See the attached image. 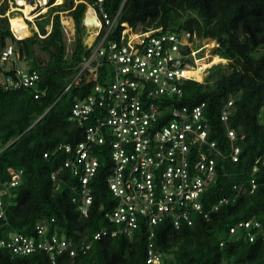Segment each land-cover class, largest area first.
I'll list each match as a JSON object with an SVG mask.
<instances>
[{
	"label": "trees",
	"instance_id": "16d2710c",
	"mask_svg": "<svg viewBox=\"0 0 264 264\" xmlns=\"http://www.w3.org/2000/svg\"><path fill=\"white\" fill-rule=\"evenodd\" d=\"M95 1L63 0L35 19L38 30L30 23L32 33L25 38L13 34L6 15L8 1L0 4V56L8 44L14 47L13 66L0 63V74L14 75L20 65L36 70L41 91L36 98L34 89L6 88L0 79V182L11 179V168L23 169L21 182L0 195L5 210L0 217V239L13 230L36 236L37 221L52 217L61 231L76 241L112 227L106 217L116 205L106 181L111 170L109 144L96 147L100 166L92 182L94 201L88 216L81 214L75 200L78 180L71 170L60 174L58 189L57 179L52 178V172L69 157L58 146L75 145L85 138L84 129L69 119L73 104L91 93L97 82L111 78L112 65L106 59L96 71H81L82 62L94 50L86 43L83 18L88 3ZM103 5L111 19L117 17L108 34L110 40L119 37L123 22L163 26L180 35L196 30L200 39L219 44L213 53L229 60L226 73H221L219 65L212 68L213 82L189 80L182 97L168 99L169 104L190 108L205 102L208 140L216 143L219 153L214 156L215 180L203 193L202 201L206 208L221 198L229 201L212 211L208 220L196 217L192 225L180 228L168 219L155 225V249L164 252L170 264H264V0H104ZM61 12L75 22L70 45ZM39 52L46 54L47 60L40 59ZM23 61L25 65L16 64ZM229 100L233 101L232 114L224 121L221 114ZM228 128L243 133L244 138L232 143ZM232 144L240 148L236 161L230 156ZM245 220L260 226L253 223L230 231ZM148 233L142 223L132 238L106 236L95 241L74 264H144ZM250 233L255 234L254 240L249 239ZM72 262L68 255L58 257V264ZM35 263L51 264L48 253L13 256L0 247V264Z\"/></svg>",
	"mask_w": 264,
	"mask_h": 264
},
{
	"label": "built area",
	"instance_id": "2783aa9c",
	"mask_svg": "<svg viewBox=\"0 0 264 264\" xmlns=\"http://www.w3.org/2000/svg\"><path fill=\"white\" fill-rule=\"evenodd\" d=\"M3 1L0 0V4ZM21 1L30 3L33 6L30 13L38 15L26 16L19 7L25 6ZM62 1L9 0L6 15L14 36L20 38L12 27L10 13L20 12L26 22L35 24V19L48 11L41 13L43 7L49 9ZM103 2L88 3L84 14L83 24L87 36H91L86 43L94 50L82 62L81 71L86 68L96 71L106 59L112 65L111 78L97 82L91 93L73 104L69 119L84 129L85 138L75 145L58 146L69 157L52 172V178L57 179L58 189L62 181L60 174L66 169L71 170L78 180L75 200L81 214L88 216L94 201L92 182L100 166L96 147L109 144L111 170L106 181L116 205L106 212V217L112 227H103L91 237L76 241L61 231L55 218H43L36 223V236L9 231L0 239V247L8 249L13 256L46 252L51 264H58L60 255H68L74 264L75 259L86 254L95 241L117 235L132 238L143 223L150 240L144 264H170L165 259L166 254L155 249L154 226L165 219L170 220L175 228L192 225L196 217L208 220L212 211L229 201L221 198L210 208H206L202 201L203 193L215 180L214 156L219 153L216 143L208 140L210 124L205 115V102L191 108L168 103L169 98L184 95V84L189 80L213 82L214 79L208 78L211 74L206 76V73H211L218 63L206 66L205 50L209 43H196L198 35L193 38V32L180 35L163 26H131L123 22L119 37L108 39L117 17L110 18ZM62 23L70 45L75 25L72 29L63 19ZM34 26L38 30L36 24ZM48 26L50 32L52 25ZM13 53V45L8 44L1 51L0 63L13 60ZM39 82L38 71L21 65L15 67L14 75L7 74L2 79L6 88L25 86L34 89L36 98L41 95ZM232 106V100L224 106L221 114L224 121L232 114ZM227 132L232 143L244 138V134L235 129L228 128ZM239 150L232 144L230 156L234 161L238 160ZM9 173L11 179L0 182L1 196L21 182L23 169L11 168ZM252 187H256L255 180H252ZM4 213L0 199V217ZM253 223L260 226L258 222L245 220L232 226L230 231L234 233L238 227H249ZM254 238L255 234L250 233L249 239Z\"/></svg>",
	"mask_w": 264,
	"mask_h": 264
},
{
	"label": "rangeland",
	"instance_id": "374dc122",
	"mask_svg": "<svg viewBox=\"0 0 264 264\" xmlns=\"http://www.w3.org/2000/svg\"><path fill=\"white\" fill-rule=\"evenodd\" d=\"M8 2H7V4H8V6L10 7V3H9V0H7ZM3 2H5V0L3 1ZM2 2V3H3ZM1 3V4H2ZM4 4V3H3ZM12 16H14L15 18H19L17 21H14V23L16 22H19V20H20V17L22 16L21 15V13L20 12H18V13H15L14 12V14H11ZM61 19H63L64 20V23L66 24V25H68L70 28H72V29H74L73 28V25H75V22L74 21H72L71 20V18H70V16L69 15H66L65 13H63L62 12V14H61ZM74 20V19H73ZM27 23L29 24V31H30V34L28 33V36L29 35H31V33H32V31L30 30V23L27 21ZM33 24V23H32ZM34 25V24H33ZM49 27V26H48ZM75 33V32H74ZM73 33V34H74ZM195 35L197 36L198 35V38H196V43H204V42H208L209 43V47H208V49H207V51L205 50V55L207 56L206 58H205V60L207 59V61H209V63L211 64V63H214V64H216V63H218L217 65H219V69H220V71H221V73L223 74V73H226L227 72V70H228V68H230V66H229V60L227 59V58H224V57H222L223 59L222 60H220V61H216V62H213V57H211L212 55H213V51L214 50H216L219 46L214 42V40H211V39H203V38H201L200 39V37H199V34H198V32L195 30V31H193V38H195ZM19 37V36H18ZM90 37L91 36H87L86 37V39L85 40H90ZM216 46H218V47H216ZM216 47V48H215ZM71 50V47H69V51ZM210 54V56H208L209 54ZM212 54V55H211ZM215 54V53H214ZM39 56H40V59H42V60H47V55L46 54H44V53H41V52H39ZM15 58H16V56H14ZM17 59V58H16ZM212 59V60H211ZM25 62L23 61V62H19V63H16V64H22V65H25L24 64ZM15 64V63H14ZM6 66L7 67H10V66H13V62L12 61H7L6 62ZM212 66V65H211ZM207 71V70H206ZM211 73H212V70H211ZM211 73H209V72H207L206 73V76H208V75H210ZM200 76V75H199ZM202 78H203V76H202ZM209 79H210V76L208 77ZM0 79H1V81H2V79H3V76H2V74H0Z\"/></svg>",
	"mask_w": 264,
	"mask_h": 264
},
{
	"label": "bare ground",
	"instance_id": "6f19581e",
	"mask_svg": "<svg viewBox=\"0 0 264 264\" xmlns=\"http://www.w3.org/2000/svg\"><path fill=\"white\" fill-rule=\"evenodd\" d=\"M21 3L25 4V6H19V7L24 11V14L26 16H28L29 18H33V17L38 15V14L30 13L31 10L33 9V6L30 3H26L24 1H21ZM14 9H16V8H14ZM47 10H48L47 7H43L41 13L46 12ZM11 14L12 13H10V18H11V23H12L13 29H15V31L17 32V35L20 38H25L28 35V33H29V26H28L27 22L24 19L25 16L22 15L20 17L19 22H17V23L15 22L14 23V21H17L19 18L17 19L14 16H12ZM208 56H210V54ZM211 57H213V62L220 61V60L223 59L220 55L214 54V53H213V55ZM205 63H206V66H210L211 65L209 63V61H207V59L205 60ZM190 73H192V71H190Z\"/></svg>",
	"mask_w": 264,
	"mask_h": 264
},
{
	"label": "water",
	"instance_id": "95a60500",
	"mask_svg": "<svg viewBox=\"0 0 264 264\" xmlns=\"http://www.w3.org/2000/svg\"><path fill=\"white\" fill-rule=\"evenodd\" d=\"M184 49H187V46H184Z\"/></svg>",
	"mask_w": 264,
	"mask_h": 264
},
{
	"label": "crops",
	"instance_id": "0c3cea01",
	"mask_svg": "<svg viewBox=\"0 0 264 264\" xmlns=\"http://www.w3.org/2000/svg\"><path fill=\"white\" fill-rule=\"evenodd\" d=\"M17 13H18V12H17ZM33 24H34V23H33ZM35 24H36V23H35ZM35 24H34V25H35Z\"/></svg>",
	"mask_w": 264,
	"mask_h": 264
}]
</instances>
